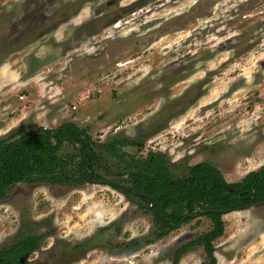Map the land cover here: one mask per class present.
Wrapping results in <instances>:
<instances>
[{
    "label": "rangeland",
    "instance_id": "rangeland-1",
    "mask_svg": "<svg viewBox=\"0 0 264 264\" xmlns=\"http://www.w3.org/2000/svg\"><path fill=\"white\" fill-rule=\"evenodd\" d=\"M111 1L0 0V140L71 122L96 144L140 139L122 151L162 153L176 176L207 162L238 182L264 166V0ZM144 37L135 55L128 41ZM114 46L116 66L85 70ZM96 152L98 174L127 186ZM223 221L216 264H264V203ZM210 227L200 217L156 239L152 216L106 184H17L0 200V249L42 236L26 264H172ZM178 264L209 263L197 246Z\"/></svg>",
    "mask_w": 264,
    "mask_h": 264
},
{
    "label": "trees",
    "instance_id": "trees-1",
    "mask_svg": "<svg viewBox=\"0 0 264 264\" xmlns=\"http://www.w3.org/2000/svg\"><path fill=\"white\" fill-rule=\"evenodd\" d=\"M67 144L74 153L60 156ZM140 139L114 137L109 142L96 144L84 128L65 122L55 129L39 128L0 140V200L8 197L17 184H49L80 186L84 176L106 182L98 174L104 159L96 148L114 157L130 192H121L131 203L137 204L152 216L153 235L156 239L167 236L200 217L207 218L211 227L206 233L183 244L174 254L172 264L190 249L201 246L209 264H216L213 242L224 234L223 216L264 203V166L247 173L238 182H227L221 172L210 163L187 166L176 176L174 165L166 156L150 151L145 159L135 158L122 148H142ZM123 182V181H122ZM118 183V182H117ZM120 183V182H119ZM126 186V185H125ZM42 236H21L7 248L0 250L11 263L40 248ZM136 249V241L126 246Z\"/></svg>",
    "mask_w": 264,
    "mask_h": 264
},
{
    "label": "flooded vegetation",
    "instance_id": "flooded-vegetation-1",
    "mask_svg": "<svg viewBox=\"0 0 264 264\" xmlns=\"http://www.w3.org/2000/svg\"><path fill=\"white\" fill-rule=\"evenodd\" d=\"M97 1V0H96ZM110 2H112L111 0H110ZM110 2H107L106 4L107 5H110ZM77 14V12H75L74 13V15H76ZM66 20V19H65ZM64 20V21H65ZM67 21V20H66ZM65 21V22H66ZM59 25H53L52 26V32H54L56 29H57V27H58ZM116 27H118V25L116 26ZM50 32H51V30H50ZM144 40H146V37H144V38H140V39H134V40H129L128 42H129V44L131 45V47L132 48H135V50L137 51V52H135V55H139L140 54V52H143V51H145V48L146 47H144L143 45H142V43H143V41ZM123 42V41H122ZM122 45H124V44H122ZM121 45V46H122ZM117 46V45H116ZM120 46V47H121ZM122 47H125L124 49H122V50H126L127 49V47L126 46H122ZM115 49H117V51H112V50H110V48H108V54H106V55H103V56H101V58H98L97 60H93L92 59V61L94 62L92 65H90L89 63V65H86V67H85V70L86 69H93V72H95V71H97V70H99V69H101V68H103V67H105V66H108V65H115L116 66V59L117 58H114L113 59V61L111 60V57L113 58V56L118 52V48L117 47H115L114 46V50ZM120 50H121V48H120ZM119 50V51H120ZM105 53H107V52H105ZM115 56H117V55H115ZM85 60V59H84ZM87 60V59H86ZM105 60H111L110 62H108V63H106L105 62ZM85 62V61H84ZM96 66V67H95ZM95 67V68H94ZM84 70V71H85ZM1 250V249H0ZM28 256L29 255H27L26 257H22V258H19L18 259V261H17V263H11L5 256H3L2 258H0V264H26V260H27V258H28Z\"/></svg>",
    "mask_w": 264,
    "mask_h": 264
},
{
    "label": "water",
    "instance_id": "water-1",
    "mask_svg": "<svg viewBox=\"0 0 264 264\" xmlns=\"http://www.w3.org/2000/svg\"><path fill=\"white\" fill-rule=\"evenodd\" d=\"M84 180H85V182L90 183V184H96L97 183L96 181L92 180L91 178H89L87 176H84ZM98 184H106L107 186H110V187H113V188H117L121 192H130V189L127 186H125L123 184H120V183H117V182H113V181H107V182L99 181Z\"/></svg>",
    "mask_w": 264,
    "mask_h": 264
}]
</instances>
